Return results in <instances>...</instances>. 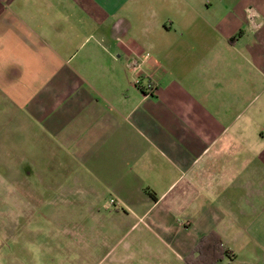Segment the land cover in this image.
Here are the masks:
<instances>
[{"label":"crops","instance_id":"1","mask_svg":"<svg viewBox=\"0 0 264 264\" xmlns=\"http://www.w3.org/2000/svg\"><path fill=\"white\" fill-rule=\"evenodd\" d=\"M259 110L264 0H0V135L39 126L66 183L115 201L90 217L123 264H187L211 234L217 264H264Z\"/></svg>","mask_w":264,"mask_h":264},{"label":"rangeland","instance_id":"2","mask_svg":"<svg viewBox=\"0 0 264 264\" xmlns=\"http://www.w3.org/2000/svg\"><path fill=\"white\" fill-rule=\"evenodd\" d=\"M258 119L264 128V111ZM18 130L0 135V264L125 263L116 225L90 217L94 209L108 215L111 200L96 197L89 185L78 190L73 180L66 183L61 162L68 159L53 151L56 143L44 148L39 126L31 139L28 125Z\"/></svg>","mask_w":264,"mask_h":264},{"label":"trees","instance_id":"3","mask_svg":"<svg viewBox=\"0 0 264 264\" xmlns=\"http://www.w3.org/2000/svg\"><path fill=\"white\" fill-rule=\"evenodd\" d=\"M198 256L187 257V264H217L225 257L229 251L224 247L222 239L216 234H211L203 238L197 248Z\"/></svg>","mask_w":264,"mask_h":264},{"label":"built area","instance_id":"4","mask_svg":"<svg viewBox=\"0 0 264 264\" xmlns=\"http://www.w3.org/2000/svg\"><path fill=\"white\" fill-rule=\"evenodd\" d=\"M137 83H139V81H137ZM111 202H112V204H114V203H115V201H114V200H112Z\"/></svg>","mask_w":264,"mask_h":264}]
</instances>
